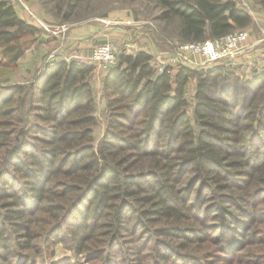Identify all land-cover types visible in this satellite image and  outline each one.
<instances>
[{
	"label": "trees",
	"instance_id": "trees-1",
	"mask_svg": "<svg viewBox=\"0 0 264 264\" xmlns=\"http://www.w3.org/2000/svg\"><path fill=\"white\" fill-rule=\"evenodd\" d=\"M52 1L68 21L89 0ZM145 1L159 34L180 43L219 38L253 20L237 0ZM39 33L12 0H0V64L16 67ZM95 67L91 59H53L27 82L0 85V264H77L49 261L58 242L94 264H219L214 256L261 264L264 72L250 80L259 95L240 119L208 92L211 73L231 67L159 72L151 52L121 51L102 78L107 111L97 141ZM191 166L255 222L258 247L233 253L208 234L182 185Z\"/></svg>",
	"mask_w": 264,
	"mask_h": 264
},
{
	"label": "rangeland",
	"instance_id": "rangeland-1",
	"mask_svg": "<svg viewBox=\"0 0 264 264\" xmlns=\"http://www.w3.org/2000/svg\"><path fill=\"white\" fill-rule=\"evenodd\" d=\"M12 1L21 16L39 25L40 33L36 43L25 52L16 67L0 64V85L31 80L34 73L48 60H69L75 57L88 60V50L91 49V54L96 45L111 42L118 48L117 56L121 51L132 53L146 50L153 54L155 68L170 66L173 72L179 65L210 69L216 63H223L231 67L228 74L222 70L211 73L208 92L214 99L227 105L234 116L240 119L244 104L259 95L258 87L250 81L255 74L264 72V8L256 0H237L239 5L250 12L253 19L249 26L235 30L248 32L247 39L237 50L228 51L226 53L229 54H223L211 62L206 61L204 56L186 52L194 60L192 63L178 56V46L185 43L160 35L159 22L146 18L144 12L148 9L145 0H89L68 21L56 15L52 0ZM23 1H31L29 6L33 12H27ZM214 39L216 38L207 40ZM81 50L83 54L79 52ZM106 71L96 66L91 78L98 102L99 124L95 133L97 141L103 135L106 122V99L102 93V78ZM195 84L196 80L192 79L187 86L189 110L195 103ZM182 185L189 194L188 205L195 213H199L201 224L212 238H223L233 248V253L259 246L252 233L255 222L243 216L226 189L202 182L192 166ZM238 187L242 192L247 189L243 185ZM64 258L77 264H94L85 254L75 257L70 249L58 242L54 256L49 261ZM212 258L219 264L227 262L216 256Z\"/></svg>",
	"mask_w": 264,
	"mask_h": 264
},
{
	"label": "built area",
	"instance_id": "built-area-1",
	"mask_svg": "<svg viewBox=\"0 0 264 264\" xmlns=\"http://www.w3.org/2000/svg\"><path fill=\"white\" fill-rule=\"evenodd\" d=\"M248 37L247 31H235L214 40H205L202 42H187L178 46V56L184 58L189 62H194L186 52H191L194 55H201L206 57V61H213L229 53L228 51L237 50L239 45L246 40ZM118 48L115 44L111 42H105L96 45L92 53L89 56L96 66L108 70L111 68L117 59ZM231 54V53H230ZM226 57V56H225ZM181 58V59H182ZM177 62L180 60L176 57ZM185 61V62H187ZM166 66H156L157 71H163Z\"/></svg>",
	"mask_w": 264,
	"mask_h": 264
},
{
	"label": "crops",
	"instance_id": "crops-1",
	"mask_svg": "<svg viewBox=\"0 0 264 264\" xmlns=\"http://www.w3.org/2000/svg\"><path fill=\"white\" fill-rule=\"evenodd\" d=\"M23 4L25 5L24 7H26V10H27L28 13L33 12L32 9H31V7L29 6V5H31V1H25V2L23 1ZM23 4H22V5H23ZM23 17L26 18L27 20H29V18H27V17H25V16H23ZM29 21H30V20H29ZM30 22H31V21H30ZM33 23H34V22H33ZM35 24H36V23H35ZM36 25H37V24H36ZM38 26H39V25H38ZM89 45H90V44H89ZM90 50H91V49H90ZM90 50H88V56H90V55H89L90 52H91ZM79 52H80L81 54H83V50H81V51H79ZM88 56H87V57H88Z\"/></svg>",
	"mask_w": 264,
	"mask_h": 264
}]
</instances>
